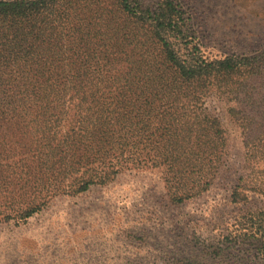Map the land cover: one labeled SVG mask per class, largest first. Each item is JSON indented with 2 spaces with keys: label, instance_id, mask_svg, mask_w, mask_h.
I'll return each instance as SVG.
<instances>
[{
  "label": "trees",
  "instance_id": "16d2710c",
  "mask_svg": "<svg viewBox=\"0 0 264 264\" xmlns=\"http://www.w3.org/2000/svg\"><path fill=\"white\" fill-rule=\"evenodd\" d=\"M103 1L0 0V223L126 172H157L171 202L197 197L225 155L201 98L264 101V52L208 60L171 2ZM244 144L246 163L264 152ZM246 222L264 261V204Z\"/></svg>",
  "mask_w": 264,
  "mask_h": 264
},
{
  "label": "rangeland",
  "instance_id": "374dc122",
  "mask_svg": "<svg viewBox=\"0 0 264 264\" xmlns=\"http://www.w3.org/2000/svg\"><path fill=\"white\" fill-rule=\"evenodd\" d=\"M136 1L150 12L171 2L208 60L264 52V0ZM233 97L201 98L200 111L217 120L225 147L205 192L174 203L157 172L141 171L53 197L24 221L0 223V264H264L257 237L245 235L264 197L243 186L248 175L264 189V152L258 148L248 163L244 157L245 141L264 143V101L249 112Z\"/></svg>",
  "mask_w": 264,
  "mask_h": 264
}]
</instances>
